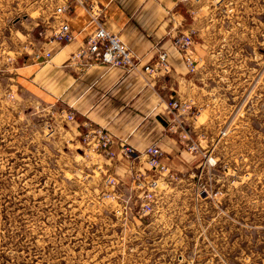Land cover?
Returning <instances> with one entry per match:
<instances>
[{
    "label": "rangeland",
    "instance_id": "374dc122",
    "mask_svg": "<svg viewBox=\"0 0 264 264\" xmlns=\"http://www.w3.org/2000/svg\"><path fill=\"white\" fill-rule=\"evenodd\" d=\"M55 1L0 0V264H264V0L190 2L183 99L200 148L183 144L176 162L189 169L165 178L142 219L138 192L106 167L112 156L65 149L61 118L18 83L30 24ZM108 174L117 201L105 198Z\"/></svg>",
    "mask_w": 264,
    "mask_h": 264
},
{
    "label": "crops",
    "instance_id": "0c3cea01",
    "mask_svg": "<svg viewBox=\"0 0 264 264\" xmlns=\"http://www.w3.org/2000/svg\"><path fill=\"white\" fill-rule=\"evenodd\" d=\"M93 1L103 10V24L132 51L138 66L127 70L105 64L82 66L71 61L72 53L86 42L98 25L92 20L88 8L79 5L71 15L64 16L74 31L75 39L66 44L47 42L44 38L35 37L37 25L50 32L64 19L47 9L37 23L30 24L29 31L54 52V58L46 65H37L30 60L23 62L17 68L18 83L46 115L61 118L57 138L65 149L83 146L80 136L87 122L109 130L116 140L112 147L115 156L107 160L109 166L106 167L123 186L131 184L133 162L120 153L122 144L144 151L157 143L169 154L176 169H189L187 163L176 162L186 149L168 130L171 116L168 101L172 96L186 98L190 91V67L174 46L173 36L180 16L184 18L181 28L190 27L187 17L191 1ZM173 13L179 16L173 19ZM162 51L168 54L170 74L147 73L144 66L155 62ZM66 111L75 112L76 120H65ZM192 119L194 117L189 114L183 115L185 127Z\"/></svg>",
    "mask_w": 264,
    "mask_h": 264
},
{
    "label": "built area",
    "instance_id": "2783aa9c",
    "mask_svg": "<svg viewBox=\"0 0 264 264\" xmlns=\"http://www.w3.org/2000/svg\"><path fill=\"white\" fill-rule=\"evenodd\" d=\"M191 2H200L201 0H188ZM53 12L56 16L63 18L71 15L76 6H85L90 11L92 20L97 23V29L91 34L86 42L72 53L70 60L79 63L82 66H90L92 64H105L110 66H119L127 70H133L138 66V62L132 51L125 46L118 35L111 32L102 22V8L93 0H56L51 2ZM179 16L177 13L172 14V18L176 19ZM178 25L175 27L176 33L173 36L174 46L181 52L186 62L189 64L190 70H193V62L188 56L189 50L194 44L195 29L193 27L181 28L184 23V18L179 17ZM175 21V20H174ZM40 25V24H38ZM43 30H37L40 38H44L47 42L70 43L75 39L74 31L68 21L64 19L60 24L50 32L45 27ZM20 55L26 57V61L37 65H46L54 58V52L47 49L45 45L35 39L31 32H28L27 39L23 45ZM17 57V56H16ZM14 56L13 59L16 60ZM12 59V58H11ZM13 60V61H14ZM12 61V60H11ZM19 67L16 66V69ZM144 70L149 74L161 76L169 75L171 67L168 62V54L162 51L158 54L155 62L144 66ZM168 106L171 110V116L168 120V130L175 134L179 141L186 146L188 151H197L200 146L192 142L188 129L183 122V115L189 114L192 111L193 102L190 99L172 96L168 101ZM65 120L75 121L76 114L73 111H66ZM195 116V115H194ZM196 117V116H195ZM48 130L52 126H48ZM81 142L83 147L88 152H97L108 156H115V151L112 149L115 144V136L107 129L95 126L90 122L85 123V130L81 133ZM120 153L129 158L134 166H148V173L142 169L136 171L132 176V190L138 192V209L137 216L139 218H148L156 208L158 196L162 184L166 177L174 178L177 173L174 168L169 154L161 148L157 143L151 145L144 151L136 150L130 144H122ZM106 182L111 188L105 195V198L110 200L120 199V193L116 189L118 183L116 177L108 174Z\"/></svg>",
    "mask_w": 264,
    "mask_h": 264
}]
</instances>
